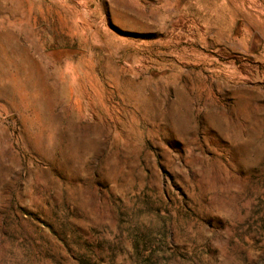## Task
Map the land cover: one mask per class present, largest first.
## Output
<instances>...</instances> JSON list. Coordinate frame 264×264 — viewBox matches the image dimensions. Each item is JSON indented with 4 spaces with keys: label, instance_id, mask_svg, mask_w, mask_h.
Wrapping results in <instances>:
<instances>
[{
    "label": "rangeland",
    "instance_id": "obj_1",
    "mask_svg": "<svg viewBox=\"0 0 264 264\" xmlns=\"http://www.w3.org/2000/svg\"><path fill=\"white\" fill-rule=\"evenodd\" d=\"M0 264H264V0H0Z\"/></svg>",
    "mask_w": 264,
    "mask_h": 264
}]
</instances>
